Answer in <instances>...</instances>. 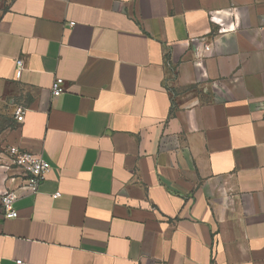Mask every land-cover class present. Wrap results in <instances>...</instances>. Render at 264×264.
<instances>
[{"label":"crops","instance_id":"obj_1","mask_svg":"<svg viewBox=\"0 0 264 264\" xmlns=\"http://www.w3.org/2000/svg\"><path fill=\"white\" fill-rule=\"evenodd\" d=\"M8 189L0 264H264V0H0Z\"/></svg>","mask_w":264,"mask_h":264},{"label":"built area","instance_id":"obj_2","mask_svg":"<svg viewBox=\"0 0 264 264\" xmlns=\"http://www.w3.org/2000/svg\"><path fill=\"white\" fill-rule=\"evenodd\" d=\"M205 50H210V46L206 45ZM16 76L19 77L22 69V60H17ZM63 79L56 77L51 85L52 94L57 96L63 91L62 89ZM14 118L21 122L25 114V108L18 105L14 110ZM7 155L9 157V163L21 169L24 175V187L31 192H35L39 186L41 180L45 177L46 172L50 169L49 163L41 156H37L30 152L19 149L15 145H11L7 148ZM55 195H59L56 193ZM17 198V194L13 190H6L0 195V213L6 218L17 217V211L14 208V201ZM16 264H23L20 259L16 260Z\"/></svg>","mask_w":264,"mask_h":264}]
</instances>
